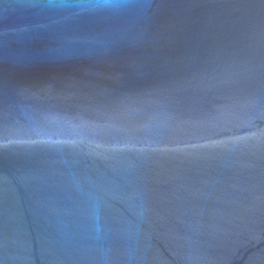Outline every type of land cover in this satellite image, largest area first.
Here are the masks:
<instances>
[{
    "label": "water",
    "instance_id": "95a60500",
    "mask_svg": "<svg viewBox=\"0 0 264 264\" xmlns=\"http://www.w3.org/2000/svg\"><path fill=\"white\" fill-rule=\"evenodd\" d=\"M0 264H264V0H0Z\"/></svg>",
    "mask_w": 264,
    "mask_h": 264
}]
</instances>
